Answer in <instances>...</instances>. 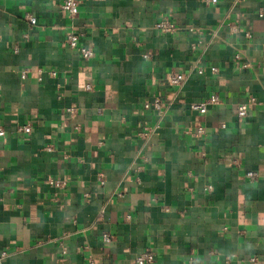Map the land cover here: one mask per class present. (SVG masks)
Listing matches in <instances>:
<instances>
[{
  "label": "crops",
  "instance_id": "obj_1",
  "mask_svg": "<svg viewBox=\"0 0 264 264\" xmlns=\"http://www.w3.org/2000/svg\"><path fill=\"white\" fill-rule=\"evenodd\" d=\"M63 1L0 0V264H264V0Z\"/></svg>",
  "mask_w": 264,
  "mask_h": 264
},
{
  "label": "built area",
  "instance_id": "obj_2",
  "mask_svg": "<svg viewBox=\"0 0 264 264\" xmlns=\"http://www.w3.org/2000/svg\"><path fill=\"white\" fill-rule=\"evenodd\" d=\"M206 3H213L216 4L218 0H204ZM82 4L81 0H64L63 3L61 4L60 8L62 11L68 13L71 17H75L79 14V7ZM258 17L259 18H264V10L261 9L258 12ZM27 21L31 24V26L36 25V19L27 14L26 16ZM156 28L164 33H174L176 32L179 27H177L175 24H173L171 21H169L168 19H164L162 21H160L159 23H157ZM189 31H196L199 32V29H195V28H190ZM246 38H251V34L249 32H247L245 34ZM81 41V37L79 34H77L76 32H70L67 36H66V44L69 46V48L71 50H75L78 51L81 55V57L85 60V61H89L91 60L94 56H95V52L93 50L84 48L83 46L81 47L80 44ZM193 48H195V46H193ZM147 57V56H146ZM237 59H239V56H235ZM210 71L212 74H217L218 73V69L216 67H212L210 68ZM26 74L27 71H24L21 75V77L24 79L26 78ZM50 76L52 77H56V73L55 72H50L49 73ZM198 74L203 75L204 74V70L200 69L198 70ZM169 84L171 86H180L184 81H185V77L182 74H171L169 76ZM93 89V86L88 84L85 86V90L86 91H91ZM220 98L218 96V94H213L211 96H209L207 99L200 101V102H194L191 103L189 105V110L191 112H197L201 115H205L208 111V109L210 107L213 106H218L220 104ZM250 105H256V100L255 98L250 100ZM153 107L156 109H159L161 107V102L159 99H157L155 101V103L153 104ZM145 108H151L150 105L146 104ZM77 113V109L73 106L69 107L68 109H66V114L69 116L75 115ZM248 113V104H242L239 105L237 107V116L238 118H245L247 116ZM222 128H225V125H221ZM77 130L79 129V127L76 128ZM20 132L26 133V134H31L32 129L30 125H26L23 127L19 128ZM186 134H190L192 137L199 139L203 136L206 135V129L204 126L201 125H196L193 128H188L186 131ZM153 133V129L151 128H146L144 133L142 134V136L144 137H148ZM5 130L3 128L0 127V137H4L5 136ZM46 151H51L52 148L50 146H47ZM233 163L236 165H238V161L234 160ZM247 177L249 179V182L251 183H256L259 179V174L255 171H250L247 173ZM99 183L101 185H104L105 183V177L103 174H101L99 176L98 179ZM49 185L51 188H63L65 187V183L62 181H58V180H50L49 181ZM209 190H212V187H209ZM120 196V194H119ZM165 211H168V209L166 208ZM112 240V236L109 234H105L103 236V241L104 242H111ZM60 248L62 250L63 255H67L68 250L65 247V245L63 244V242H60ZM5 256V254H2L0 256V260ZM155 263V256L153 254V252H151L150 250H147L141 254H139L136 258H135V264H154ZM88 264H95V261L92 259V257L88 258Z\"/></svg>",
  "mask_w": 264,
  "mask_h": 264
}]
</instances>
